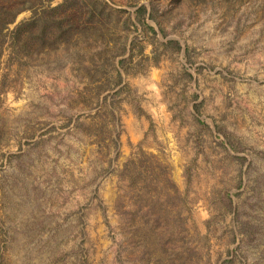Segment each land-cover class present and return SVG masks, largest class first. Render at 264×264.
Returning a JSON list of instances; mask_svg holds the SVG:
<instances>
[{
  "label": "rangeland",
  "instance_id": "374dc122",
  "mask_svg": "<svg viewBox=\"0 0 264 264\" xmlns=\"http://www.w3.org/2000/svg\"><path fill=\"white\" fill-rule=\"evenodd\" d=\"M0 23V264H264V0Z\"/></svg>",
  "mask_w": 264,
  "mask_h": 264
},
{
  "label": "trees",
  "instance_id": "16d2710c",
  "mask_svg": "<svg viewBox=\"0 0 264 264\" xmlns=\"http://www.w3.org/2000/svg\"><path fill=\"white\" fill-rule=\"evenodd\" d=\"M7 10V9H6ZM54 11L56 10V9H53ZM32 22H34V20H31V23ZM0 25H1V23H0ZM21 26H19V28H20ZM1 30V29H0ZM0 33H1V31H0ZM231 146H233L232 144H231ZM133 184V186H135V184H137V181H134V182H132Z\"/></svg>",
  "mask_w": 264,
  "mask_h": 264
}]
</instances>
